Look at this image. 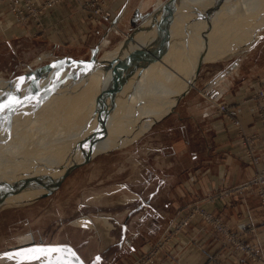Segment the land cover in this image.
<instances>
[{
    "label": "rangeland",
    "instance_id": "obj_1",
    "mask_svg": "<svg viewBox=\"0 0 264 264\" xmlns=\"http://www.w3.org/2000/svg\"><path fill=\"white\" fill-rule=\"evenodd\" d=\"M32 1L40 4L45 0ZM67 1L74 5L83 24L81 30L66 35L60 29L58 34H63L65 41L55 43L54 49L45 50L38 58L19 59L14 51L7 59L0 55V105H9L0 110V133H4L7 119L12 123L18 120L14 123L17 127L23 124L26 132L34 134L28 137L29 142L54 147L49 153L24 148L16 153L11 148L0 156V184H5L0 196L18 199L16 203H0V264H13L14 259L6 253L18 246L70 245L64 242L76 246L70 245L86 264H156L163 259L175 262L184 243L190 249L202 248L200 243L209 244L192 236L182 240L193 228L213 236L216 252L208 253L210 264H264V184L257 176L264 171L258 148L263 136L259 141L248 139L257 131L242 124L239 104L222 99L229 89L247 88L243 82L249 78L248 68L258 72L264 61V0H62L53 6ZM0 4L11 13L6 3ZM14 20L20 25L34 22ZM35 23L39 25V19ZM138 45L139 50H135ZM138 64L141 69H136ZM32 69L40 75L28 80ZM141 73L142 82H137ZM261 87L264 83L243 100L253 104L260 124L257 103L251 98ZM120 96L124 102L119 101ZM13 114L17 115L13 118ZM208 114H217L234 130L240 156L253 167V175L232 193L218 184L214 195L221 200L250 190L253 205L242 209V197L238 196L229 207L222 204V209L209 210L205 207L208 194L200 198L195 195L170 209L164 218L158 213L150 224L133 219L129 226L130 218L125 220L121 214L130 212L134 201L118 210L112 204L114 196L108 198L106 194L123 184L142 202L151 200L155 194L151 192L162 178V168L168 171L169 189L174 188L171 182L183 170L177 155L172 154L174 144L196 139L199 121L209 118ZM31 117L34 122L29 124ZM232 117L240 122L241 130ZM84 122L89 127L81 126ZM40 126L44 129L38 130ZM80 131L85 140L67 139ZM241 132L245 135L243 141L254 148L257 163L247 156ZM63 143L66 154L57 153L55 150ZM164 159L168 169L162 167ZM15 179L18 188H13ZM200 179L190 176L189 183L194 186ZM8 189L13 190L11 195ZM111 212L121 213L120 219L115 218L118 223L111 229L113 240L103 249L93 239L101 233L99 224L95 233L73 224L91 225L88 218L101 219ZM247 214L252 219L241 222L242 215ZM256 220L261 222L257 224ZM254 228L256 232L261 228L257 233L263 235L258 237ZM90 247L94 253L86 257ZM26 264H47V260L41 257Z\"/></svg>",
    "mask_w": 264,
    "mask_h": 264
},
{
    "label": "crops",
    "instance_id": "obj_2",
    "mask_svg": "<svg viewBox=\"0 0 264 264\" xmlns=\"http://www.w3.org/2000/svg\"><path fill=\"white\" fill-rule=\"evenodd\" d=\"M34 1L40 2L42 0ZM73 6V3L69 1L64 2L45 10L39 18V25L35 22L20 25L15 22L12 14L6 9L5 4H0V55L7 59L8 55L10 57V51H14L16 57L19 59L20 57L31 59L40 56L47 49H54L56 47L55 43L61 42V40L65 41V38L62 39L64 33L66 35L73 34L81 30V27L83 28V24L78 20L79 17L75 14ZM60 29H62L63 34H58ZM259 66L258 72L250 67L248 68L246 76L249 78L247 82H243L246 83L247 88L240 85L241 88L229 89L222 96V99L225 101L239 104L238 115L242 124L246 129L257 132L261 131L262 127L255 117L253 104L243 100L249 96L252 90L256 89L261 83H264V61ZM201 119L203 120L199 121L200 128L197 129L196 139L191 143L184 141L174 144L172 154L177 155L178 162L181 164L179 166L181 169L183 167V170L177 172L171 182L170 186H174L175 184L174 188L169 189L166 180L168 171H164L162 168V178H160L156 189L151 192V194L155 193L152 197L153 199L150 197V194L148 198H151V200L148 199L142 202L141 197L136 192L132 191L128 186L121 184L116 186V189L114 188L113 191L108 192L106 197L114 196L115 199L112 204L118 210H121L128 202L134 201L130 212L127 209L122 214L111 212L103 215L104 217L101 219L98 217L92 218L88 215V217H91L88 218L91 225L73 224L78 225L83 231L89 232L93 230L92 233L96 232L97 224H99L102 227L101 233L97 237L93 236V239L97 245L101 244V248L103 249L109 241L113 240L111 229L115 223H118L115 218L120 219V214L125 220L130 218L129 226L132 225L133 219L139 220L140 224H150L152 222L151 219L154 221L152 217L154 214L159 213L161 218H164L170 209L179 207L190 200L187 197L190 198L192 196L195 198L196 195V198H200L202 194H208L205 207L209 210L222 209V204L229 207L234 204V199L238 196L242 197V203L240 204L242 209L247 210L252 206L253 204L249 201L250 190H242L238 193L229 194L227 197L221 198V200L214 195L218 189V184L224 185V191L227 193H232L234 188H237L239 184H242L253 175V167L248 160L240 156L236 134L228 124H225L217 114ZM258 148L261 151L262 165L264 166V136L259 141ZM165 162L166 160L164 159L162 167L168 169V161ZM181 172H183L182 175H180ZM190 176L201 179L196 185L191 186L189 183ZM178 186L182 187L180 188L181 190L177 189ZM127 212L129 213L127 214ZM247 215L248 217H243L242 215L241 222L252 219L251 216L249 217V214ZM256 221L257 224L261 222V220ZM139 222L137 221L135 224ZM198 226L197 228H199ZM260 229H257V232ZM254 232H256L255 228ZM210 235L198 232L193 228L191 232L185 234L182 240H189L192 236L194 240H208L209 244L202 245L200 243L202 248L190 249L184 243L180 253L177 254L175 262L163 259L156 262V264H210L206 260L209 255L208 253L216 252L215 244L212 240L213 236ZM257 235L261 237L263 234L257 233ZM64 243H69L76 248L70 242ZM92 249H94V245H92ZM92 249L91 247L89 248L86 257L93 255L94 250ZM97 250H99L98 247Z\"/></svg>",
    "mask_w": 264,
    "mask_h": 264
},
{
    "label": "bare ground",
    "instance_id": "obj_3",
    "mask_svg": "<svg viewBox=\"0 0 264 264\" xmlns=\"http://www.w3.org/2000/svg\"><path fill=\"white\" fill-rule=\"evenodd\" d=\"M261 1V0H260ZM262 3V2H261ZM264 4V3H263ZM260 5V4H259ZM261 8H264V6H262ZM261 8H259V10L261 9ZM260 12V11H259ZM258 12V13H259ZM264 12V11H263ZM122 16V15H121ZM236 18V17H235ZM258 19V18H257ZM249 22V21H248ZM169 35V34H168ZM172 36H173V34H172ZM133 37V36H132ZM161 37V36H160ZM171 37V36H170ZM168 38H169V36H168ZM167 38V39H168ZM138 47H140L139 45L138 46H136L135 47V50H139V48ZM168 47V46H167ZM174 47H175V45H174ZM165 48V47H164ZM168 49V48H167ZM121 50H124V49H121ZM166 51V50H165ZM172 51V50H171ZM120 52V51H119ZM136 52V51H135ZM174 53V52H173ZM121 54V53H120ZM119 56V55H118ZM173 56H174V54H173ZM173 56H172V59H173ZM121 57H123V56H121ZM165 59V58H164ZM167 59H170L169 61H171V56H169ZM114 60V59H113ZM117 61V60H116ZM168 61V62H169ZM135 67V66H134ZM137 67H139V64L136 66V69H137ZM140 68V67H139ZM138 68V69H139ZM152 68L153 67H151L150 68V70H152ZM135 69V68H134ZM141 69V68H140ZM40 70V69H39ZM61 71V70H60ZM60 71H58V72H60ZM31 79H28V80H32V78H34V79H37L38 78V76L40 75H38V73H37V71H35L34 69H32L31 71ZM57 72V73H58ZM63 72V71H62ZM137 72V71H136ZM150 71H148L147 73H145L146 75H148V73H149ZM40 73V72H39ZM42 74V73H41ZM132 74V73H131ZM142 74V73H141ZM26 78H27V76L26 75H24ZM132 76V75H131ZM138 77L136 78V81L137 82H142V80L141 79H143V74L142 75H137ZM147 77V76H146ZM23 78V80H25V78L24 77H21V79ZM29 78V77H28ZM140 78V79H139ZM27 80V79H26ZM27 80V81H28ZM128 80V79H127ZM131 80V79H130ZM129 80V81H130ZM149 80H151V79H149ZM17 81H20V79L18 80L17 79ZM16 81V82H17ZM26 81V82H27ZM36 81V80H35ZM92 81V80H91ZM135 81V83L137 84V82ZM147 81V79H145V81L144 82H146ZM13 82V81H12ZM21 82H23L22 80H21ZM25 82V81H24ZM34 82V81H33ZM89 82V81H88ZM128 82V81H127ZM143 82V83H144ZM133 83V82H132ZM92 84V83H91ZM128 84H130L129 82H128ZM136 84H133V88L136 86ZM142 84V83H141ZM30 85V84H29ZM32 86H33V84H31ZM19 86V85H18ZM130 86V85H129ZM17 87V86H16ZM31 87V86H30ZM34 87V86H33ZM124 87V86H123ZM16 89V88H15ZM19 89V88H18ZM115 93H116V91H115ZM118 93V92H117ZM4 94V93H3ZM120 94H121V92H120ZM84 95V94H83ZM114 95V94H113ZM115 96V95H114ZM117 96V95H116ZM119 96V95H118ZM83 97V96H82ZM122 96H120V98H121ZM85 98V97H84ZM109 98V97H108ZM119 98V99H120ZM123 97L121 98V100H119L120 102L122 101V102H124L123 101ZM127 99H130V97H128ZM79 101V100H78ZM110 101V100H109ZM126 101V100H125ZM112 102V101H111ZM118 103V102H117ZM119 105H122V104H119ZM84 107V106H83ZM84 109V108H83ZM86 109V108H85ZM88 109V108H87ZM77 110V109H76ZM142 113H146V111H141ZM85 113V112H84ZM135 113V112H134ZM140 113V112H139ZM19 114V113H18ZM23 114V113H22ZM21 114V115H22ZM26 114H28L27 112H26ZM81 114H82V112H81ZM141 114V113H140ZM14 115L16 116L17 114H13V118H14ZM20 115V114H19ZM18 115V117L19 118H21L20 116ZM78 115V114H77ZM76 115V116H77ZM86 115V114H85ZM97 115V114H96ZM1 116V115H0ZM80 116V115H79ZM132 116V115H131ZM83 117V116H82ZM16 118V117H15ZM33 117H31V119L29 120V124L30 123H32V121H33V119H32ZM140 118V117H139ZM143 118V117H142ZM1 119V118H0ZM12 119V118H11ZM25 119V118H24ZM72 119V118H71ZM130 119V118H129ZM2 120V119H1ZM0 120V121H1ZM78 120V119H77ZM85 120V119H84ZM18 120H15L14 121V119H13V122L15 123V122H17ZM20 121H22V120H20ZM2 122V121H1ZM7 125L5 126L6 127V129H5V131H4V133H0L1 135H2V143H0V156H2V155H5V153H4V150H7V149H13V152H16V153H18L19 151H21L23 148L24 149H26V150H33V149H37V150H40V151H38V153H49V152H51L52 150L50 149V148H54V147H41V145H36V143H33V142H29V140H27L28 139V137L29 138H31L32 137V135H34V134H32V133H29V132H26V130H27V128L26 129H24L25 128V126H23V124H22V126H20V124L18 125V127H17V125H15L14 123H12L11 122V120L10 119H7ZM28 122V121H27ZM34 122V121H33ZM127 122H129V121H127ZM19 123V122H18ZM76 123V122H75ZM88 124V123H87ZM93 124V123H92ZM15 125V126H14ZM41 125V124H40ZM45 125V124H44ZM80 125V124H79ZM20 126V127H19ZM36 126H37V124H35L33 127H34V129L36 128ZM46 126V125H45ZM73 125L72 124H70V127H72ZM81 126H83L84 128H86L88 125H86L85 126V122L81 125ZM21 127H23V128H21ZM26 127H28V125L26 126ZM32 126H31V128H33ZM49 127V126H48ZM52 127V126H51ZM89 127V126H88ZM30 128V126L28 127V129ZM78 128H80V127H78ZM91 128V127H90ZM22 129V130H21ZM37 129L38 130H42V129H44V126H40V127H37ZM68 129H70L69 127H68ZM30 130V129H29ZM86 130V129H85ZM6 131H8V132H6ZM33 131V130H32ZM77 134H75V135H68L67 136V139L69 140V138L70 139H82V140H85V138H83V135H84V133L83 132H81L80 131V133L79 132H76ZM82 134V135H81ZM40 135V134H39ZM63 135H67V134H63ZM14 137V138H16V139H12V138ZM11 138V139H10ZM35 138V137H34ZM33 139V138H32ZM37 139V138H36ZM79 140H77L76 142L78 143V141ZM32 141V140H31ZM34 141V140H33ZM70 141V140H69ZM81 141V140H80ZM51 142V141H50ZM71 142V141H70ZM23 143H24V145H23ZM63 146H62V148H60V149H57V150H55V151H57V153H65V148H66V146H65V143H63L62 144ZM1 148H3L2 150H1ZM62 151V152H61ZM66 154V153H65ZM88 155H86L85 154V157L84 158H86ZM84 158L82 159V160H84ZM3 159V158H2ZM82 160H80V161H75V162H73V165L72 164H70L69 166H67L66 168H64V170L65 171H67V170H69L70 169V166L72 167V166H74L75 164H77V163H79V162H81ZM18 175H16V177H17ZM20 176V175H19ZM16 177H14V178H16ZM16 181H18V180H16L15 179V181L13 180L12 181V184H13V188L15 187V188H18V183L19 182H16ZM0 182L2 183V181H1V177H0ZM5 183V182H4ZM3 185H5V184H3ZM2 185V186H3ZM8 184H6V186H7ZM1 186V184H0V191H4V188ZM5 187V186H4ZM6 189V188H5ZM9 190V189H8ZM11 190H9V193L8 194H10V193H12L13 192V190H12V192H10ZM15 191H16V189H15ZM18 192V191H17ZM11 195V194H10ZM17 195V194H16ZM8 196L9 195H4V194H2L1 196H0V203H2V202H6V203H8V202H11V203H16L17 201H18V199H16V198H14L13 196H12V198H14V199H9L8 198ZM7 197V198H6ZM16 197V196H15ZM11 198V197H10ZM14 200V201H13ZM19 201H20V199H19Z\"/></svg>",
    "mask_w": 264,
    "mask_h": 264
},
{
    "label": "built area",
    "instance_id": "obj_4",
    "mask_svg": "<svg viewBox=\"0 0 264 264\" xmlns=\"http://www.w3.org/2000/svg\"><path fill=\"white\" fill-rule=\"evenodd\" d=\"M62 0H45L40 4H35L32 0H23V6L17 2V0H0V3H6L9 10L13 14L14 18L16 19L17 22L20 23H25L27 19H31L34 22H37L39 19V16L41 13L49 8L52 7L54 4L57 2H60ZM257 103L258 106V117L260 119V122L262 124V127L264 126V87L259 88V90L255 93L253 98H251ZM224 107L222 106V110ZM226 109V108H225ZM225 112H228L230 115H233L231 111L228 110V108L225 110ZM233 123L241 130V124L238 120H234L232 117ZM239 133V132H238ZM241 140H242V145H244V149H246V154L247 156L251 157L254 161V163L258 162V156H255V151L252 145H249L247 141L245 140V135L243 132H241V135L239 134ZM264 136V128L263 132L257 135H253L248 139L253 138L254 140L259 141L260 137ZM244 138V139H243ZM258 179L261 183L264 184V171H260L257 173Z\"/></svg>",
    "mask_w": 264,
    "mask_h": 264
},
{
    "label": "snow or ice",
    "instance_id": "obj_5",
    "mask_svg": "<svg viewBox=\"0 0 264 264\" xmlns=\"http://www.w3.org/2000/svg\"><path fill=\"white\" fill-rule=\"evenodd\" d=\"M11 103V102H10ZM9 105H0V110L7 108ZM66 249L50 248V249H29L26 252H18L14 256H9V259H16L17 264H26L27 261L40 259L44 257L47 264H66L65 257ZM23 257L24 259H18Z\"/></svg>",
    "mask_w": 264,
    "mask_h": 264
},
{
    "label": "water",
    "instance_id": "obj_6",
    "mask_svg": "<svg viewBox=\"0 0 264 264\" xmlns=\"http://www.w3.org/2000/svg\"><path fill=\"white\" fill-rule=\"evenodd\" d=\"M125 226H122V230H124ZM50 248H61L66 249L67 253L63 254L65 257L66 264H86L77 252L68 244H34L28 243L22 246H18L14 249H11L6 254L7 256H14V254L18 252H26L29 249H50ZM18 259H24L23 257H19ZM36 260V259H35ZM17 264L16 259H14V263Z\"/></svg>",
    "mask_w": 264,
    "mask_h": 264
}]
</instances>
